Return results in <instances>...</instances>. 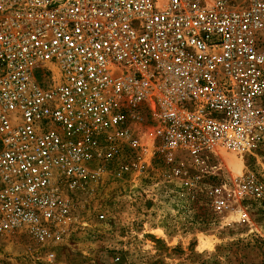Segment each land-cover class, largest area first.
Returning <instances> with one entry per match:
<instances>
[{
	"label": "built area",
	"instance_id": "obj_1",
	"mask_svg": "<svg viewBox=\"0 0 264 264\" xmlns=\"http://www.w3.org/2000/svg\"><path fill=\"white\" fill-rule=\"evenodd\" d=\"M119 146L264 157V0H0V236L60 240Z\"/></svg>",
	"mask_w": 264,
	"mask_h": 264
},
{
	"label": "rangeland",
	"instance_id": "obj_2",
	"mask_svg": "<svg viewBox=\"0 0 264 264\" xmlns=\"http://www.w3.org/2000/svg\"><path fill=\"white\" fill-rule=\"evenodd\" d=\"M113 152L60 240L3 234L0 264H264V157L219 150L174 170L157 153Z\"/></svg>",
	"mask_w": 264,
	"mask_h": 264
}]
</instances>
